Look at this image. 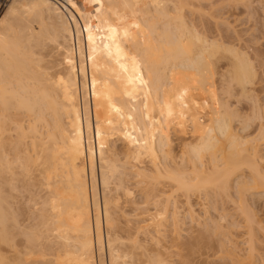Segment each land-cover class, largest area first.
<instances>
[{
  "label": "bare ground",
  "instance_id": "obj_1",
  "mask_svg": "<svg viewBox=\"0 0 264 264\" xmlns=\"http://www.w3.org/2000/svg\"><path fill=\"white\" fill-rule=\"evenodd\" d=\"M18 1L9 0L10 14ZM37 1L41 25L36 28L18 30L12 19H0V264H29L22 255H33L37 243L41 246L36 251L44 247L53 254L54 250L53 257L47 253L44 256V249L36 252L41 254L39 264H172L167 253L164 258L156 246L161 245L158 236L167 222L177 226L179 211L175 201L171 211L168 209V195L155 194L159 177L171 180L172 186L185 194L211 186L228 194L234 185L235 200L240 205L246 201V191L264 197L263 158H258L253 148L249 152V141L233 132L227 118L233 111L223 98L214 104L210 100V107L216 108L213 124L200 142L191 144L196 160L202 154L210 155L208 171L192 164V160V166L188 165L191 175L182 161L178 168L176 161L168 162L170 117L174 108L185 101L177 99L178 88L190 82L195 90H205L204 94L207 91L213 95L220 87L230 96L233 85L242 94L249 92L248 86L255 78V67L243 48L207 37L187 19V10L198 8L195 5H202L203 0ZM228 1L234 5L256 1L264 11V0ZM47 40L53 44L52 51L59 58L61 55L60 61L55 59L57 63L49 66L54 68L53 73L41 64ZM221 58L227 61L223 70L218 69ZM261 124L260 135L264 136V121ZM215 131L227 141L225 149L216 148L220 138L213 135ZM115 134L124 140L121 149L126 154L122 159L117 157ZM12 141L22 146L14 153ZM219 149L221 154H216ZM31 150L36 152L31 154ZM143 158H147L145 163ZM38 165L45 190L37 217L42 229L29 232L20 225L22 242L28 245L25 248L19 243L24 248L18 255L14 238L18 231L14 227L19 222L12 213V191L16 183H25L28 176L30 180V173ZM243 167L248 177L234 175ZM134 184L143 185V201L149 203L147 206L151 204L152 210L146 208V218L135 223L134 231L124 232L122 226L127 224L120 226L118 208L126 207L128 202L130 206L136 204L131 203ZM186 208L192 215L191 205ZM121 210L125 213L124 206ZM253 217L247 216L248 234L254 229ZM252 239L250 236L247 255L236 249L229 251L237 264L251 263ZM195 242L181 244L189 249ZM10 247L16 248L17 256H3Z\"/></svg>",
  "mask_w": 264,
  "mask_h": 264
},
{
  "label": "rangeland",
  "instance_id": "obj_2",
  "mask_svg": "<svg viewBox=\"0 0 264 264\" xmlns=\"http://www.w3.org/2000/svg\"><path fill=\"white\" fill-rule=\"evenodd\" d=\"M240 2L235 3V5L237 6L234 7L235 6L234 3L229 2L228 0H210V1L203 0L201 1L202 5H195L198 8L195 9V7H190V9L187 10L188 14H186V17L188 20H192L196 28L200 31V33H203L204 35L206 34L207 37L209 38L217 37V39L222 40L223 42L229 45L236 46V48L239 47L241 48V50L243 48V51L247 53V56H249L251 62H253V65L255 67L254 68L255 78H254L253 84H251L250 87L248 86L249 92L243 93L245 95L239 92V89L236 85H233V91H232L233 94L231 93L230 96L229 95L227 96V94L229 93L227 94L223 93L221 90L222 88L220 87L217 89L218 91L214 92L213 95H209L208 93H206L207 91L204 94L205 90L202 89L203 93L200 91L201 89L199 87L197 88L200 90L198 89L195 90L193 88L194 85L191 84L190 82L182 86L183 88L182 87L178 88L177 89V95H178L177 99L180 100L181 102L182 100H185L182 102V104L184 103L183 105L185 107L180 108L181 106H183V105H180L179 107L174 108L173 113L170 117V124L168 125V129H167V135L169 136L168 137L169 145L166 147V150H168L169 152L171 151L172 155L169 153L170 158H173L174 156L175 157L173 158L174 160H170V161H169L170 159L169 158L168 162L174 161L172 163H175L176 161V164L178 165L179 163L181 164L180 161H182L183 163H185L186 161L187 163L188 162L190 163L193 160L192 164L197 165L198 168L199 166L200 167L203 166L201 169L208 171L209 169L208 166H210L209 165L210 155L202 154L201 155L202 158L201 159L199 158L200 160L197 158L196 160L195 159L196 157H194V155H193L194 158L192 157L193 153H191L192 151L190 149L193 144L200 142L201 137L206 133L208 126L209 125L211 126L213 124L212 118L214 117L216 108L214 105H211V107L214 106V109H212L213 107L212 108L210 107L209 105L210 100H211V104H214L216 100L223 98L222 100L225 99L228 101V104L230 105L229 107L233 111L232 116L227 117L229 119V122L231 123L230 124L231 129L233 130L234 133H236L238 137L245 138L249 141L246 144L248 151L253 152L254 149L257 151V157L261 159L263 158V160H261L260 165L264 168V136L260 135V128H259L261 127L260 125H262L261 123L264 121V11L262 12V9H260L256 1H254L252 4L246 3V2L244 3H240ZM9 5H10L9 0L7 1L0 0V19L1 20L5 19V17L9 18L10 21L12 19L11 23H14L15 25L14 28L16 27L18 28V30L20 29L22 30V28L24 27L36 28L41 25V20H40V17H39L37 8H36L38 7L37 0H19L17 3L13 5L12 7L13 13L11 14L9 13L10 9L8 10ZM246 5L248 8L249 7L250 8L249 9L245 8ZM51 46H53L52 42L47 40L46 44L44 45V49L42 51L44 54V57H43L41 64L48 67L47 71L53 73L55 71L54 68H49V66H53V64L57 63L55 62V59L56 60L59 59L60 61L61 55L59 58V54H55L56 52L52 51ZM226 62L227 61L225 58H221L220 61L218 62V69L223 70L226 67ZM223 65H225V67ZM216 82H217L216 85H218L219 80ZM173 86H176V85L173 84ZM179 94L181 97L179 96ZM214 95H216V97ZM211 97L213 99V103H212ZM177 99L175 98V101ZM176 102H174L175 105L177 104ZM254 103H256V105H254ZM25 118L26 117H24V119ZM242 122L244 124L245 123L247 124H245L244 126ZM11 132H12L11 134H14L13 130ZM213 135L215 136L218 135L217 138H220L218 140L219 145H217L216 148L225 149L227 146L226 145L227 141L224 140V138L219 137V134H217L216 131L213 132ZM115 136L117 137L116 142H115L116 140ZM113 138L115 139L114 140L115 149L118 150V151L116 150L117 151L116 153H118L117 157H119V159H122L124 158V155L126 154V151H124L123 148L121 149V147H125L124 140L120 139V137L117 136V134H115ZM12 139L15 140L14 137ZM121 140L123 141V144L121 143L122 142ZM12 142L13 144L15 143L14 141ZM14 145H12L11 147L13 149V150L11 149L13 153L14 151L22 147L20 143H17V144L15 143ZM220 149L217 150V152L215 151L216 154H221ZM30 152L31 154H33L34 152H36V150L35 151L31 150ZM13 153H11V156ZM188 158L190 159L188 160ZM145 161H147V158H145V160L143 158L144 163ZM17 162L19 161L17 160ZM17 162L15 163L18 164ZM129 162L131 164L130 159H129ZM133 163L134 162H132V164ZM183 163L182 165L185 167V169L189 167L187 169V172L188 174H191L193 172L191 168L192 166L191 163L190 164L185 163L186 165ZM180 164L175 168H178L179 166H181ZM169 165L172 166L174 164L171 165L170 163ZM188 165H191V166H188ZM38 166H36V168ZM39 168H38L39 170L38 169L36 170L35 168H33L35 170L32 169L33 172L30 173V175L33 177L30 176L31 177L30 180H29V176L27 177L28 179L26 178L28 180V181L26 180L27 183L29 181L30 183L31 181L32 182L36 181L34 182V184L31 183L30 185V184H27L26 182L25 183L18 182L16 183V187H14V190L12 191V195H13L12 196L13 204H11L13 207L12 213H13V216L15 215L14 218L17 217L15 221L18 219L16 222L20 223V224L16 223L18 226L14 227V229L15 230L17 229L18 231L16 232L17 235L14 236L16 240L15 242L17 244L14 243V239L12 243L17 245L18 251L16 250V248L10 247L8 252H6L7 249L4 250L5 252L3 253V256H5L6 254V257L7 256L14 257V255L17 253L19 255V252H22V250L19 251V249L21 248L23 249L24 246L26 248V245H28V244H25L26 242H22L25 240H23L24 238L22 236L23 234L21 233V226L24 227L23 230L26 229L29 232L32 229L33 231L31 232L42 229V226H41L42 223H40L41 225L39 223L37 224V222L41 221V220L39 221L40 218H37V217L38 215L41 214L38 211L40 212L42 211V210H39V208H41L40 203L43 202L41 200L44 199L43 196H44L45 190L43 191V188H42L43 187L42 186L43 172H42L41 165L39 166ZM172 168H174V166H172ZM243 168L234 175H240V177L241 175L242 176L245 175V178L248 177L247 169L245 167ZM32 178H34L35 180L34 179L32 180ZM158 179L159 181L155 182V192H156L155 194H158V197L160 196L165 197V195H168L170 198L169 200L171 201L168 209H170L171 211L172 201H175V204L178 206V211H179L178 213L179 222L177 223V226H175L176 228L173 226L171 227L170 224L172 223L167 222V224L163 227L161 234L158 236V239L160 240L161 245L156 246L159 248L158 250H160V252L163 253V257L165 254L164 258H166V253H167V258L169 262L171 261L170 263L172 264H184V263L186 264H237V262L231 258L229 251L232 249H236V251H238L239 254L241 253L243 255H247L249 252L248 251L249 238L250 236H252L253 237L252 245H254L253 246L254 250H252L253 254H251V257H250V261H251L250 264H264V197H257V195L261 193L246 191L245 192L246 201L243 203V205H240V202H238V200L237 201L235 200V198L237 197V194H236L237 192L235 190L236 188L234 187V185H233L234 188L231 186V188L228 191V194H224L222 190L221 192L215 190L216 189L215 186L209 187L210 189L208 187L207 189L205 188V190L207 191L203 190L202 188L201 189L199 188L200 190L199 189L193 190V191L191 190L188 192V194H185L181 190L172 186L173 182H171V180L169 182L168 179H165L164 177L163 178L159 177ZM132 180L134 183V179ZM134 185H132V187L134 188L133 189L134 192L132 196L133 199L131 198L133 202L131 203L136 202L137 205L132 204L133 206H130L131 204L129 205L128 203L130 202H128L127 203L128 206L127 204H126V207L125 205H123L125 209V213H123L124 210H121L123 206H119L121 207V209L118 208V211L120 212L117 211L119 214L116 212L120 216L119 217V220H121L120 226H122L123 224L124 225L127 224L125 226H122L124 229L123 230L124 232L126 230L127 231L130 230V232L131 230L134 231L133 229H135V225H136L135 223L137 222V225H138V222H141L142 219L144 220V218H146V214H147L146 208H149V209L152 208L151 204L149 205L151 207H149L147 206L149 203L145 204L146 202L143 201L144 200V196H143L144 190L141 191L142 189H140V187H143V185L141 184L139 185L134 184ZM171 187H173L174 190ZM157 190L159 192H157ZM159 194H162V195L159 196ZM183 194L186 196H184ZM226 196H228V198ZM189 205H191L192 209L194 210L192 214L193 216L189 212L187 213L186 207H188ZM130 207L132 209L131 211H130ZM134 209L136 210L138 209V210L136 211ZM126 212H128L127 214L129 216L126 214ZM144 212H146V214H144ZM121 213L124 214V216ZM125 214L129 218L128 217L126 218ZM249 214L253 215L254 216L253 218L255 220V223H253L254 229L252 228L255 232L251 230L252 232L249 233L251 235L248 234L249 229H248L247 216ZM133 216L135 217V219ZM169 218L170 217L168 216V219ZM130 221L132 224L130 223ZM168 221H170V219ZM130 224L133 226V228ZM168 224L169 226H167ZM203 225L205 227H203ZM128 226L130 227V229H128L129 228ZM208 227L211 230L208 229ZM19 232L21 233V235H19L20 234ZM13 233H15V231ZM198 237H200L199 238L200 241H198ZM139 238L144 239V236L140 235ZM193 238L197 239V241L195 242ZM190 240L192 242H195L196 244H194L193 247L189 249L183 248V245H182L183 242H188ZM21 242H22V245L23 244L25 245L21 246V244H19ZM51 242L55 243L54 240ZM37 244L35 245L37 248L36 249L34 248V251L32 250L34 253L33 255L32 254L22 255L23 259L24 260L26 259L29 262V264H31L32 261L33 263L35 262L36 264H39L41 262L40 261L41 254L39 253L38 255V253L36 252H39V251L41 252L42 249H44L45 252H41V253H45L44 256L47 253L44 247L43 248L41 247L42 248V249L40 248L41 250L36 251L38 250V247L41 246L40 244H38L37 246ZM161 246H163L167 250H165ZM33 247H29V248L32 249ZM52 251H53V254H50L52 253L50 251L49 253H47V255L48 254L49 256L54 255V250ZM52 257H49V258L52 259ZM96 258H97V254H96ZM97 260L98 259H96V261ZM16 261L17 260L15 259L14 263ZM44 261H45V258H44Z\"/></svg>",
  "mask_w": 264,
  "mask_h": 264
},
{
  "label": "built area",
  "instance_id": "obj_3",
  "mask_svg": "<svg viewBox=\"0 0 264 264\" xmlns=\"http://www.w3.org/2000/svg\"><path fill=\"white\" fill-rule=\"evenodd\" d=\"M70 20H72V19H70ZM81 94H82V91L79 89V95L81 96Z\"/></svg>",
  "mask_w": 264,
  "mask_h": 264
}]
</instances>
